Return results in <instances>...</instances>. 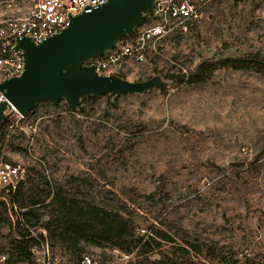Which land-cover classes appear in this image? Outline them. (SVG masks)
<instances>
[{"label": "rangeland", "instance_id": "rangeland-1", "mask_svg": "<svg viewBox=\"0 0 264 264\" xmlns=\"http://www.w3.org/2000/svg\"><path fill=\"white\" fill-rule=\"evenodd\" d=\"M29 6L0 0V16ZM205 14L117 75L141 82L204 61L264 58V0H214ZM109 97L85 99L81 111L43 102L23 119L15 113L0 141L2 159L25 169L42 195L45 181L78 189L133 222L123 250L83 255L97 264H264V78L218 68L203 84L125 94L116 106ZM11 229L0 233L18 238Z\"/></svg>", "mask_w": 264, "mask_h": 264}, {"label": "water", "instance_id": "water-1", "mask_svg": "<svg viewBox=\"0 0 264 264\" xmlns=\"http://www.w3.org/2000/svg\"><path fill=\"white\" fill-rule=\"evenodd\" d=\"M157 0H109L70 18L68 27L39 44L17 39L22 50L23 72L0 83V124L15 113L24 117L43 102L81 111L83 100L109 95L110 103L125 94L144 95L153 89L165 93L173 81L160 73L141 82H129L116 74L100 75L92 59L118 49L147 20Z\"/></svg>", "mask_w": 264, "mask_h": 264}, {"label": "built area", "instance_id": "built-area-1", "mask_svg": "<svg viewBox=\"0 0 264 264\" xmlns=\"http://www.w3.org/2000/svg\"><path fill=\"white\" fill-rule=\"evenodd\" d=\"M109 0H30L28 10L20 17L0 16V83L19 76L24 69L22 50L15 48L17 39L30 38L39 44L60 33L70 23V18L84 13L88 8L103 5ZM214 0H157L147 12L146 23L139 27L131 39H125L113 53L92 59L88 64L100 75L119 74L131 60L141 62L147 51L156 53L157 46L176 32H186L206 16L205 11ZM2 95L0 93V100ZM21 119L24 117L20 116ZM34 132L36 128H31ZM26 170L6 162L0 154V185L8 192L26 178ZM15 231L26 239L34 240L27 252L28 259L16 261L9 254L0 253V264H63L58 250L50 246L43 228L31 227L23 217L25 209L0 198ZM17 239H20L19 237ZM80 264H97L84 255Z\"/></svg>", "mask_w": 264, "mask_h": 264}, {"label": "trees", "instance_id": "trees-1", "mask_svg": "<svg viewBox=\"0 0 264 264\" xmlns=\"http://www.w3.org/2000/svg\"><path fill=\"white\" fill-rule=\"evenodd\" d=\"M218 68L253 72L264 78V58L258 53L241 54L235 58H223L215 62L204 61L188 74L165 78L173 81L171 88L203 84L213 77V71ZM84 102L85 100L82 101ZM111 105L116 106V102ZM7 123L8 119L0 124V141L4 139ZM45 185L49 192L42 195L39 191V182L26 173L24 181L19 182L14 190L9 188L6 192L3 189L0 197L7 196L8 201L20 209H25L23 217L26 222L33 228L45 229L50 246L58 250L60 255L67 254L75 264H80L87 247L123 250L127 242L133 238L135 231L133 222L118 210L101 207L93 198L78 189L70 193L62 186L51 187L46 181ZM5 226L12 228V223L6 212L5 203L1 200L0 228ZM16 232L20 239H17L16 235L8 234L5 237L0 233V253L9 254L16 261L28 259L27 249L34 244V240L26 239V235L18 230ZM161 237L166 238L162 235Z\"/></svg>", "mask_w": 264, "mask_h": 264}]
</instances>
